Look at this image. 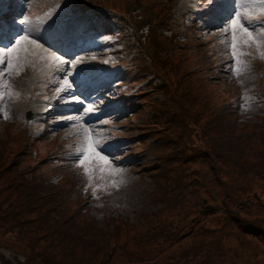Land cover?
<instances>
[{
    "label": "rangeland",
    "instance_id": "374dc122",
    "mask_svg": "<svg viewBox=\"0 0 264 264\" xmlns=\"http://www.w3.org/2000/svg\"><path fill=\"white\" fill-rule=\"evenodd\" d=\"M191 1L193 0H0V15L13 11L11 16L19 23L25 17L31 21L30 24H20L19 28L8 25L7 31L11 37L28 35L29 39L22 43L21 48L24 50L19 53V59H16L15 54L13 56L16 60L15 69L0 76V95L4 96L0 101V161L6 158L5 167L12 166L11 173L4 177L0 171V264H32L35 257L41 262L53 256L55 260L60 259L53 250V238L45 237L47 226L36 222L41 217L40 213H44L47 208H38L36 201L29 199L31 196L28 190H24V185L28 187L30 181L21 182L15 171L37 167V162L41 165L37 167V171L72 202L71 210L76 211L82 198H67L62 183L68 179L76 184L80 181L87 187L88 204L93 208L91 211L88 209V212L98 218L96 223H93L95 233L109 238L108 230H113L117 223L124 227L121 231H112L117 234H111L115 235V241H111L119 243L112 259L105 255L110 253V249L116 250L115 247L110 248L109 244L104 250L102 245L106 241L93 240L96 244H89L87 239L78 237L77 226L75 230L65 227L68 238L74 237L77 240L78 247L73 255L77 264L82 256L92 259L93 264H123L127 261L130 264H166L171 262V258L179 259L181 249L192 242H198V249H195L194 253L209 249L229 254L231 258L224 261L225 264H264V246L256 240L251 247L246 242L248 237H244L235 225L227 224L225 238L219 230L214 236L216 239L211 243L204 239L202 231L196 238L187 240L201 225L207 226L211 223V227L216 226L218 219L211 221L210 217H201L197 222H191L196 217L192 215L186 218L187 228L181 231L179 221H166L157 228L151 221L153 212L161 209L158 206L169 199L172 184L166 182L167 179H176L190 171H208L206 162L188 163L191 156L189 149H194L189 145L184 147L180 142L181 130L177 126L183 125V121L177 122L174 109L178 102L170 103L168 95L160 91L164 84L162 76L167 73L168 67H172L170 85L172 82L178 85L177 90H172L182 93L187 89L188 107L196 101L198 114L206 110L208 99L217 104L228 103L224 98L229 97L232 100L231 91L235 95L236 87L240 90L236 114H239L243 123H255L259 120L258 114L264 111V84L261 83L264 77L257 82L258 73L255 71V65L264 67V58H261L255 47L245 48V52L252 53L251 56L243 57L248 61L246 70L237 76L232 70L226 69L227 64H232L230 52L226 54L223 33V28L229 21L223 20V17L219 18V13L217 15L214 11L210 13L209 18H215V23L210 25L209 21L205 28L209 38L218 41L217 46L223 50L214 57L207 56L203 45H200L201 40L197 39L192 29L190 31V28L184 25V14L191 20L192 15L196 13ZM88 2L112 11L118 19L120 30L114 21H110V31L89 34L86 28L92 20L95 24L104 22L92 19L90 12L83 19L72 20L79 6L88 5ZM224 3L226 9L222 13L226 16L232 11L233 4L232 0H224ZM244 3L246 6L240 10L246 11L252 22L264 20V9L260 0H244ZM39 7L44 9L39 10ZM135 8L139 11L133 12ZM120 13H125L126 22L123 26ZM128 14L133 16L135 31H142L144 35L146 30L152 31L149 41L140 46L139 52L134 49L136 46L132 44L134 41L131 37L124 33V30L132 25ZM147 22L152 23V28L145 26L141 30L140 27ZM79 30L84 33L76 35ZM134 30L129 29L126 34L133 35ZM11 37L8 40L3 39L0 46L9 45ZM33 40L36 44L32 43ZM193 42L195 46L188 51L185 44ZM37 44L40 47H37ZM77 45L80 46L77 48ZM149 47L155 49L156 62L145 61L144 51ZM123 48L129 52L124 53ZM152 49L149 50L150 53ZM52 55L59 56L65 63L52 60ZM96 58L102 59L107 65L118 63V68L124 65L129 72L124 75L120 73V77L114 80L118 69L110 70L96 83H91L83 74V69L86 70ZM202 60L204 69L198 71ZM215 62H223L217 73L213 64ZM126 78L128 82L133 81L128 83L132 89L124 85L121 90H117L116 86L122 84ZM64 79L69 80L71 88L61 92L60 89L65 87ZM5 83L8 85L7 90L3 87ZM134 90L144 91L146 94L135 101L139 103L137 110H130V113L125 114L116 99L119 98L118 94H129ZM8 92L12 95H8ZM70 97L82 100L83 103L75 100L67 102ZM89 104L98 110L93 113L84 112L83 109ZM5 112L7 118L4 117ZM28 113L31 116L29 120ZM72 117L82 119H70ZM167 122L175 124L167 130L159 129L148 137L137 138L136 142L127 147V143L119 144L112 138L114 135L109 127L110 123L116 124L115 130L120 131L123 137V134L139 133V126L160 123L162 127ZM81 124L99 131L105 138L103 143L107 152L111 153L108 156L112 161L111 165L105 167L102 172L95 171L91 181L84 175V168L75 166V153L83 140ZM122 124L127 128L122 127ZM18 137H27L32 143L27 147L28 155L25 159L22 156L26 151L20 154L21 160L16 159V151L20 147L15 142ZM141 144L148 145V149L145 155L136 158L133 152L141 150L136 147L132 149L131 146ZM60 147L68 151L73 148L75 153L58 157ZM8 150L9 156L4 158L3 155ZM113 156L115 160L112 159ZM59 161H63L62 166L58 164ZM116 169L120 171L116 172ZM233 170L232 166L227 169ZM200 179L204 181L203 177ZM39 192L34 194L53 195L48 190ZM22 196L29 199L26 202L29 214L27 217L21 215L13 224L8 215L9 209L13 214L21 213L17 205L25 201ZM35 206L36 208H33ZM108 216L113 217L109 227L104 222ZM18 221L24 223V226L18 225ZM126 223L134 227V234L140 237L141 241L125 240L126 236L121 234H126ZM38 227L41 231L37 230ZM38 238L41 240L38 241ZM34 245L36 247L31 251L30 248ZM63 245L72 247L69 241ZM82 246L84 248H81ZM212 259L211 255L207 264H211ZM213 264L223 263L214 261Z\"/></svg>",
    "mask_w": 264,
    "mask_h": 264
},
{
    "label": "trees",
    "instance_id": "16d2710c",
    "mask_svg": "<svg viewBox=\"0 0 264 264\" xmlns=\"http://www.w3.org/2000/svg\"><path fill=\"white\" fill-rule=\"evenodd\" d=\"M137 11H139V9L135 8L133 12ZM128 16L132 20L131 29H136V27H134L132 14H128ZM0 20L5 21L6 18L2 17ZM90 24L93 23L91 22ZM145 26L152 28V23L147 22L143 24L142 27H140L141 30ZM192 27L193 26H188V29ZM103 28L109 29L107 25H104ZM145 32L146 34L144 35L142 31L138 32L134 30L133 35H131V39L134 41L132 44L136 46L134 49L138 52L140 46L146 45L152 35V31L146 30ZM152 38L155 40L154 37H151V39ZM192 46H195V42L185 44L187 50ZM151 49L152 47H149L144 51L146 52L144 54L145 61L149 63L156 62L154 55L155 49L153 48L151 51L152 53H150L149 50ZM124 50H126V48H124ZM128 52L129 51L126 50V53ZM138 56H140V54ZM204 66V60H202V64L198 67V70L203 69ZM178 67L177 65V68ZM171 69V66L168 67L167 73L162 76V82L164 84L160 91L162 94L168 95L170 103L178 102V104L174 106V109L176 118L178 119L177 122L183 121V125L177 126L179 130H181L180 142L184 147L189 145L190 148L194 149H189L191 156H189L190 160L188 163L195 164L198 161L206 162L205 167H208V171H190L185 175L178 176L176 179H167L166 182L172 184V188L169 192V199L158 206L161 207V209L157 212H153L151 215L152 224L157 228L166 221H179V230L181 231L187 228L186 218L189 216H196L191 222H197L201 217H210L212 219L211 221L218 219L216 226L211 227V223L207 226L205 224L201 225L187 241L196 238L200 231H202L201 235L204 236V239L212 243L213 240L216 239L214 236L219 230L222 231L224 236L227 224H232L244 234V237H248L246 242L250 244L251 247H253L256 240L264 246V111H261L259 114L260 116L257 122L253 124L242 123L235 112L236 105L234 99L232 98V100H230L229 97H225L224 101L226 100L228 103L220 102L217 104L208 99L206 110L198 114L196 101L190 103L191 107H188L189 95L186 94L188 93L187 89L185 92L182 91V93L172 90V88L177 90L178 85L173 82L170 85ZM131 83H133V81ZM133 92L136 93L137 91L134 90ZM231 93V97H233L234 94L232 91ZM130 104L131 106L129 108L133 109L134 104L132 102H130ZM172 124L175 123L167 122L163 124L162 127H160V123L139 126V133L132 135H124L122 133V139L128 146L136 142L137 138L142 139L148 137L159 129L167 130ZM124 127L127 128L126 125ZM134 128L135 127H133V129ZM15 142L16 145L20 146L16 151L18 153L16 159L21 160L22 157L25 159V156L28 155L27 147L31 146L32 143L28 141L27 137H18ZM5 146L3 145L4 148ZM131 147L132 149L136 147L138 150H141L140 152H133L136 158L145 155L148 149V145L145 144L132 145ZM25 151V155L20 157V154ZM192 153L195 156H193ZM6 156H9V150L3 155L4 158ZM6 161V158L0 161V171L3 172L2 177L7 173H11L10 169L12 166L5 167ZM36 165L37 167L41 166L40 162H37ZM230 165L234 168L233 171H227V169L229 170L231 168ZM37 167H27L21 171L18 169L15 171L21 182L27 183L30 181L28 187L24 185V190H28L31 196L29 199L31 200L32 198V201H36L38 208L42 206L47 208L44 213H40L41 217L37 219L36 222H39L40 225L47 226V230L45 231L47 235L45 237L53 238V242H55V248L53 250L60 256V259L55 260L53 256L41 262L37 261L38 259L36 260L37 257H35L33 258L34 262L32 264H77L76 261L73 260L75 249L78 247L76 246L77 240H75L74 237L68 238L64 229L65 227L75 230L74 228L77 226L79 228V230L76 231L79 235L78 237L87 239L89 244H96L93 240L101 242L106 241L104 245H102L104 250L108 248L109 244L110 248L115 247L116 249V247H119V243H113L111 241H115V235L112 236L111 234H117L112 231L114 229H116V231H121L124 229L123 226L116 224L113 230L109 229V238L100 233H95L93 223H96L97 218L91 217L84 211L81 212L77 209L76 211L71 210L70 204L72 202L68 201L56 190L52 183L47 181V178L43 177L42 174L37 171ZM201 177L204 178V181H201ZM63 185L65 186V191H67L65 195L68 196L70 194L69 190L72 188L73 184L66 179L62 183V186ZM42 190L51 191L53 195L47 196L42 193L38 195L34 194ZM22 198L25 201L17 205L21 213L13 214L9 209L8 215L12 218L11 221L13 224L15 220L20 219L21 215L27 217L29 214V208L26 206V202L29 199L23 196ZM204 199H208L209 203L214 205V210L207 209L203 203ZM45 203L50 206H46ZM33 208H36V206ZM112 221L113 217L108 216L105 218L104 222H106L109 227ZM17 224L24 226V223L21 221H18ZM125 226L126 234H124V232L121 234L122 236H126L125 240L141 241V238L134 234L135 230L131 224L126 223ZM9 230L16 231L15 229ZM37 230L41 231V228L38 227ZM41 238H38V241L41 240ZM73 240L74 243H72ZM158 240L160 241V238H158ZM67 241H69V244L72 246L71 248L63 245ZM210 245L211 244H207V246ZM197 246L198 242L188 244L179 252V259L171 258V262H167L166 264H207L211 255L213 256L211 264H213L214 261L225 264L226 260L231 258L229 254H226L220 248L222 253L213 252L209 249H203L198 253H194V250L198 249ZM35 247L34 245L30 250L34 251ZM81 248L84 247L82 246ZM115 252H117V249L114 251L110 249V253L105 256L112 259ZM78 263L93 264V260L82 256ZM123 264H130V262L127 261Z\"/></svg>",
    "mask_w": 264,
    "mask_h": 264
},
{
    "label": "snow or ice",
    "instance_id": "6c2138e0",
    "mask_svg": "<svg viewBox=\"0 0 264 264\" xmlns=\"http://www.w3.org/2000/svg\"><path fill=\"white\" fill-rule=\"evenodd\" d=\"M204 3L212 5L214 0H204ZM232 4L233 9L229 17V23L223 28L224 43L227 50L226 54L230 52L232 58V64L226 65V69L232 70L239 76L246 70L248 64V61L244 60L243 57L252 55L250 51L245 52V48L255 47L261 58H264V20L252 22L247 12L240 10L246 6L244 0H232ZM260 4L262 9H264V0H260ZM237 5H239V7H237ZM30 23L31 21L27 17L20 21L22 25ZM0 32H2V29H0ZM28 39V35L12 36L9 40V45L0 46V76L15 69L16 60L13 59V56L15 54L16 59H19V53L24 50L21 48V45ZM2 43L3 38L0 36V45H2ZM32 43L36 44V41L33 40ZM36 46L40 47L38 44ZM51 59L58 63H65V61L61 60V58L56 55H52ZM64 85L65 87L60 89L61 92L71 88V83L68 79H64ZM3 87L7 90V83H5ZM7 94L12 95L10 92ZM3 99L4 96L0 95V101ZM74 100L83 103L82 100H77L75 97H70L67 102H73ZM97 110L98 109L94 108L91 104L83 109L86 113H93ZM4 117L7 118L6 112L4 113ZM70 119L80 120L82 118L72 117ZM104 123H107V121H104ZM80 131L83 140L75 153V166L84 168V175L88 176L91 181L95 171L99 170L102 172L105 167L111 165L112 161L108 159L111 153L107 152L106 145L103 143L105 138L95 128L84 127L83 124H81ZM112 159L115 160V156H113ZM115 171L119 172L120 170L116 169ZM93 191L95 192V189Z\"/></svg>",
    "mask_w": 264,
    "mask_h": 264
}]
</instances>
